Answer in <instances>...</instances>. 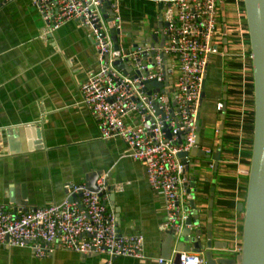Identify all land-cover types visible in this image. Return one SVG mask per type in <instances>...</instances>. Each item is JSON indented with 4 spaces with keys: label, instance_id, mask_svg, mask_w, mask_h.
Returning <instances> with one entry per match:
<instances>
[{
    "label": "crops",
    "instance_id": "obj_1",
    "mask_svg": "<svg viewBox=\"0 0 264 264\" xmlns=\"http://www.w3.org/2000/svg\"><path fill=\"white\" fill-rule=\"evenodd\" d=\"M118 1L123 31L142 46L158 29L159 6L150 0ZM223 1L227 5L231 0ZM153 6L155 10L148 14ZM224 26L219 21L222 54L210 62L200 111V149L206 156L192 157L188 188L193 190L197 184L199 225L193 230L202 233L205 244L212 214L213 241L219 246L213 251L235 256L242 247L238 206L246 191L250 159V142L238 129L243 102L251 97V82L244 76L240 28L231 23ZM49 30L34 0H0V204L12 213L17 208L19 215L62 204L69 198V185L88 186L105 179L108 197L104 202L116 215L119 232L145 238L143 259L118 257L113 264H160V259L178 264L177 242L163 229V194L151 188L145 166L129 156L121 138H102L97 119L83 104L81 88L100 68L90 28L70 21L52 33ZM219 103L224 104L223 111H218ZM247 108L251 110L249 102ZM237 121L239 128L234 126ZM238 142L243 144L241 150ZM221 145L222 160L217 166L214 157ZM108 260V255L84 256L58 244L40 259L29 247L0 244V264H107Z\"/></svg>",
    "mask_w": 264,
    "mask_h": 264
},
{
    "label": "built area",
    "instance_id": "obj_2",
    "mask_svg": "<svg viewBox=\"0 0 264 264\" xmlns=\"http://www.w3.org/2000/svg\"><path fill=\"white\" fill-rule=\"evenodd\" d=\"M105 1L34 0V4L50 29L48 33L70 21L81 22L90 28L99 53L100 68L81 88L83 104L97 119L102 138H121L129 149V156L145 166L151 188L159 190L166 203L163 229L180 235L191 217L185 204L195 194L188 195L187 190L192 188L185 186L186 170L192 166V156L182 158L179 155L190 154L201 146L197 117L210 62L222 54L219 6H224V1L150 0L158 6L163 4L155 16L158 23L155 34L162 33L165 38L162 46L156 45L159 47H152L146 41L141 46L127 38L119 1L113 0L111 5L113 15L109 18H113L112 22L103 12ZM109 23L119 32L117 60L123 64L130 61L128 66L139 73L134 78L114 66L115 42ZM237 27L240 28L237 35L245 73L247 34L242 26ZM169 78L173 81L171 85L160 90L152 88L151 95L148 94L147 82L163 84ZM217 109L223 111L224 104L219 103ZM241 116L240 130H243L244 107ZM128 118L133 123L127 122ZM165 127L171 133L170 140L166 138ZM217 134L221 135V132L217 131ZM180 135L183 142L178 145ZM242 148V142H238L237 149ZM237 161L241 165V160ZM98 186L102 197L86 184H73L67 186L69 198L62 204L28 209L17 218L7 206L0 204V244L29 247L40 259L48 257L56 244L84 256L108 255L107 264H113L118 257L143 259L144 236L119 232L117 217L104 202L108 197L105 179L100 180ZM78 195L81 197L77 198ZM178 260L179 264H207L204 255L195 252L179 253ZM159 262L163 264L164 259Z\"/></svg>",
    "mask_w": 264,
    "mask_h": 264
},
{
    "label": "water",
    "instance_id": "obj_3",
    "mask_svg": "<svg viewBox=\"0 0 264 264\" xmlns=\"http://www.w3.org/2000/svg\"><path fill=\"white\" fill-rule=\"evenodd\" d=\"M112 3L113 0H106L103 8L105 17L108 18L109 22H112L113 20V18H109V15H113V11L111 9ZM244 6L250 37V46L252 49L251 58L254 78L255 115L253 149L249 169V180L246 189V199L245 203L240 202L238 206V212L242 214L243 220L242 247L240 252L233 258L215 257L213 250L214 248L217 249L218 244L213 241V215L211 214L210 216L211 218L208 226L207 241L203 244L201 239L202 233L193 230V226L197 227L199 225V215L196 210L195 196H192V198L189 199V206L186 207V211L191 214V217L186 222V228L180 235L175 232L171 233V238L173 239L174 244L177 242L174 250L177 254L176 261L178 264L179 253L182 252L202 253L207 261V264H264V0H244ZM162 8L163 4H160L159 9L162 10ZM162 25L159 26L160 29L163 28ZM109 27L111 28L110 32L115 42L113 55V58L115 59L114 66L116 69L121 70L123 74H130L133 78L136 77L139 73L133 71V69L128 66L130 65V61H127V64H123L117 60L119 58L120 47L118 43L119 32L114 29L112 23H109ZM162 36V33L153 34L150 38L146 39V43H151L152 47L157 44L162 46L165 42V38ZM161 40L162 44H160ZM135 46L137 47V45ZM172 83L173 81L171 78L163 84L157 82H147V89H149L148 94L151 95L152 91H150V89L152 88L160 90ZM223 120H225V117H223ZM197 127L198 138L200 139L202 131L200 114L197 117ZM164 131L167 133V140H170L171 133L168 127H165ZM182 142L183 136L180 135L178 145L182 144ZM188 155L192 157H200L206 156V152L199 148H194L190 154L184 152L179 156L183 158ZM214 159L216 161V165L218 166L222 160V145L219 146ZM190 169L191 168L188 166L186 170V187L188 186ZM105 186L108 187L107 182H105ZM192 186L194 189H188V195L192 192H196L197 184H193ZM88 187L91 191L98 192L101 197L103 196L101 187L98 186L97 181L89 184ZM76 197L79 198L81 196L78 195ZM27 211L28 210H26V212ZM17 212L18 209L15 208L13 215L16 218L18 217ZM167 262L168 260L165 259L163 264H167Z\"/></svg>",
    "mask_w": 264,
    "mask_h": 264
},
{
    "label": "trees",
    "instance_id": "obj_4",
    "mask_svg": "<svg viewBox=\"0 0 264 264\" xmlns=\"http://www.w3.org/2000/svg\"><path fill=\"white\" fill-rule=\"evenodd\" d=\"M220 6H219V8H220ZM240 7L243 8V10L245 11L244 0H241ZM220 19H221L220 22L224 19V17L221 16V14H220ZM242 25L247 31V33H246L247 37L245 38V42H247L246 49H245V54H246L245 67H246V71H245L244 76L246 77L247 82H249V84L251 82V84L249 85L251 87V90H250L251 97H248L249 100L248 99L244 100L245 103H247V105H248V102H249L251 110L247 108V105L245 107L243 106L244 109H245L246 117H247V122H246L247 125L245 123L243 130H241L242 132H244L243 133V139H245V137H247V141L249 140V142H250V147L247 149L248 150L247 153L250 155L249 156L250 159L247 160L248 170H249L250 169V164H251L252 149H253V138H254V115H255V112H254V105H255V101H254V78H253V65H252V58H251L252 57V49H251V46H250V37H249V32H248L247 20L245 18H244V21L242 22ZM244 28H243V30H244ZM236 123L237 124L234 123V126L236 125L239 128V125H238L239 122L237 121ZM238 130H240V128ZM244 134H246V136H244ZM235 166H236V164H235ZM248 180H249V173H248V175H247V177L245 179V183H246L245 184V189H247ZM104 196H106V195L104 194ZM245 199H246V191H244V194L241 197V202L245 203ZM242 229H243V225H242Z\"/></svg>",
    "mask_w": 264,
    "mask_h": 264
},
{
    "label": "rangeland",
    "instance_id": "obj_5",
    "mask_svg": "<svg viewBox=\"0 0 264 264\" xmlns=\"http://www.w3.org/2000/svg\"><path fill=\"white\" fill-rule=\"evenodd\" d=\"M237 1H239V2H241V0H237ZM224 3L226 4V2L224 1ZM237 4H238V2H236V0H231V1H229L228 3H227V6H230V7H232L233 9H234V11H233V13L234 14H230L229 12H228V7H227V9L225 10V13H224V16H225V18L227 19V20H225V19H223V23L225 24V26L224 27H226V26H230V23L231 24H236V26H242L243 27V25H242V22L244 21V17L246 16V13H245V11L243 10V8H241L240 7V11H238V9L236 8L237 7ZM152 9L153 10H155V8H154V6H153V8H149V11H148V14H150V13H152ZM149 20H151L152 22L154 21V16H150V19ZM238 22V23H237ZM244 28V27H243ZM244 30L246 31V29L244 28ZM246 33H247V31H246ZM127 41H128V39H127ZM242 53V52H241ZM237 166H240V165H238L237 164ZM246 179V178H245ZM230 226V223H229V221L227 220L226 222H225V226L224 227H229ZM221 233H222V235H225V234H227V232H222L221 231ZM172 240V242H173V239H171ZM214 255H215V257H227V258H231V255L232 256H234V254L232 253V254H223V253H215L214 252Z\"/></svg>",
    "mask_w": 264,
    "mask_h": 264
},
{
    "label": "flooded vegetation",
    "instance_id": "obj_6",
    "mask_svg": "<svg viewBox=\"0 0 264 264\" xmlns=\"http://www.w3.org/2000/svg\"><path fill=\"white\" fill-rule=\"evenodd\" d=\"M240 4L238 5V7H237V9L239 10L240 8ZM227 9V5L224 3V6H220V14H221V16H223L224 17V19H226L225 18V16H224V13H225V10ZM240 11V10H239ZM232 12L230 11V14H231Z\"/></svg>",
    "mask_w": 264,
    "mask_h": 264
}]
</instances>
